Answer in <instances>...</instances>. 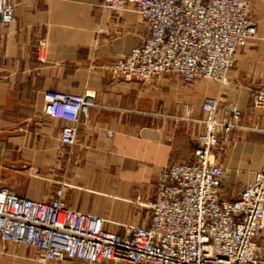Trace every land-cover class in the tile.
I'll list each match as a JSON object with an SVG mask.
<instances>
[{
	"label": "crops",
	"instance_id": "obj_1",
	"mask_svg": "<svg viewBox=\"0 0 264 264\" xmlns=\"http://www.w3.org/2000/svg\"><path fill=\"white\" fill-rule=\"evenodd\" d=\"M13 1V21L0 20V189L48 201L64 182L65 205L104 219L106 231L145 226L163 168L193 161L208 98L239 110L245 127L213 151L225 171L222 197L236 200L253 181L264 163V109L251 107L253 94L264 92V0H253L255 36L225 82L191 85L173 76L160 85L112 76L110 65L149 37L131 7L115 13L103 0ZM50 90L88 94L96 104L81 116L71 147L60 143L63 123L43 115ZM257 246L254 257L264 264V231ZM0 264L40 263L34 250L0 241Z\"/></svg>",
	"mask_w": 264,
	"mask_h": 264
},
{
	"label": "built area",
	"instance_id": "obj_2",
	"mask_svg": "<svg viewBox=\"0 0 264 264\" xmlns=\"http://www.w3.org/2000/svg\"><path fill=\"white\" fill-rule=\"evenodd\" d=\"M253 0H103L102 7H129L145 21L149 37L114 61L118 79L161 84L178 77L185 85L203 79L223 84L236 53L255 36ZM13 0H0L1 24L14 19ZM43 115L63 124L60 143L71 147L81 116L96 106L88 94L44 93ZM253 110L264 109V92L253 94ZM201 131L191 163H170L160 174L145 226L103 228L104 219L65 205L58 183L52 198L36 201L0 189V241L36 252L40 264L77 260L87 264H259L254 257L264 231V163L236 200L224 199V169L212 161L220 145L236 141L245 129L233 106L217 98L201 105ZM190 115V110H186Z\"/></svg>",
	"mask_w": 264,
	"mask_h": 264
},
{
	"label": "rangeland",
	"instance_id": "obj_3",
	"mask_svg": "<svg viewBox=\"0 0 264 264\" xmlns=\"http://www.w3.org/2000/svg\"><path fill=\"white\" fill-rule=\"evenodd\" d=\"M64 183V182H62ZM66 184V183H65ZM148 209H149V204H148ZM6 244V243H4ZM15 246V245H14ZM17 247V246H16ZM20 247H24V246H20ZM20 247H17V248H20ZM26 248V247H25ZM28 250H30L29 248H27ZM5 250V249H4ZM34 253V252H33ZM35 254V253H34ZM52 264H85L83 262H80V261H77V260H64V261H61L59 263H52ZM106 264H112V263H106Z\"/></svg>",
	"mask_w": 264,
	"mask_h": 264
},
{
	"label": "trees",
	"instance_id": "obj_4",
	"mask_svg": "<svg viewBox=\"0 0 264 264\" xmlns=\"http://www.w3.org/2000/svg\"><path fill=\"white\" fill-rule=\"evenodd\" d=\"M81 262V261H80ZM84 263V262H83ZM85 264H87V263H85Z\"/></svg>",
	"mask_w": 264,
	"mask_h": 264
},
{
	"label": "water",
	"instance_id": "obj_5",
	"mask_svg": "<svg viewBox=\"0 0 264 264\" xmlns=\"http://www.w3.org/2000/svg\"><path fill=\"white\" fill-rule=\"evenodd\" d=\"M0 20H1V17H0Z\"/></svg>",
	"mask_w": 264,
	"mask_h": 264
}]
</instances>
